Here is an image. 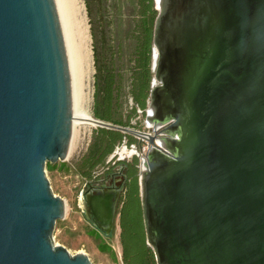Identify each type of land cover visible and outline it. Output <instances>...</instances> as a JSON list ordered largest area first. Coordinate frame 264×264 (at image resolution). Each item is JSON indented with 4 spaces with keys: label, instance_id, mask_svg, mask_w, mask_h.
I'll use <instances>...</instances> for the list:
<instances>
[{
    "label": "water",
    "instance_id": "obj_1",
    "mask_svg": "<svg viewBox=\"0 0 264 264\" xmlns=\"http://www.w3.org/2000/svg\"><path fill=\"white\" fill-rule=\"evenodd\" d=\"M154 3L152 133L93 118L137 139L146 245L156 264H264V0ZM72 120L56 0H0V264H92L52 238L65 202L45 167ZM117 197L82 201L105 234Z\"/></svg>",
    "mask_w": 264,
    "mask_h": 264
},
{
    "label": "rangeland",
    "instance_id": "obj_2",
    "mask_svg": "<svg viewBox=\"0 0 264 264\" xmlns=\"http://www.w3.org/2000/svg\"><path fill=\"white\" fill-rule=\"evenodd\" d=\"M79 2L85 20L89 50L87 110L93 116L96 71L93 51H97L102 65L112 67L114 71L122 75L121 100L122 114L125 117L133 106L128 89L130 70L133 65L131 53L135 44L132 30L139 17L135 0H79ZM130 123L134 125L131 127L133 129L152 133L151 129L144 126V117L139 113L131 115ZM97 127L79 125L73 129L65 160L48 163L45 167V174L52 192L65 202L64 216L56 221L52 238L55 245L63 246L71 255L85 254L92 264H124L117 220L112 233L101 234L86 217L82 203L83 189L86 188L87 180L82 175L80 160L91 141L93 129ZM132 147H127L126 141H123L110 154L107 162L110 159H131ZM136 152L140 155L139 150ZM105 169L106 167L104 169L98 167L92 174L96 176Z\"/></svg>",
    "mask_w": 264,
    "mask_h": 264
},
{
    "label": "trees",
    "instance_id": "obj_3",
    "mask_svg": "<svg viewBox=\"0 0 264 264\" xmlns=\"http://www.w3.org/2000/svg\"><path fill=\"white\" fill-rule=\"evenodd\" d=\"M138 8V19L132 30L135 44L131 56V75L128 92L132 97L133 106L128 115L122 114L123 79L119 72L112 67L102 65L99 61V53L94 54V101L93 117L113 125L134 127L131 125V115L139 113L145 115L148 103V95L151 87L153 72L152 63V30L157 14L154 0H135ZM139 111V112H138ZM126 141L132 144L133 136L118 130L97 127L92 131L91 141L86 152L81 157L80 169L83 177H91L98 167H107V158L114 149ZM139 159L135 157L132 164L128 165L126 172L127 200L120 209V225L122 231L126 229V213H131L133 235L131 246H127L126 238L122 235V259L124 264H130L129 256L134 258L135 264H156L152 250L146 245L144 228L138 196L137 164ZM135 233V234H134Z\"/></svg>",
    "mask_w": 264,
    "mask_h": 264
},
{
    "label": "bare ground",
    "instance_id": "obj_4",
    "mask_svg": "<svg viewBox=\"0 0 264 264\" xmlns=\"http://www.w3.org/2000/svg\"><path fill=\"white\" fill-rule=\"evenodd\" d=\"M56 3L62 22L72 80V132L79 125L97 126L94 117L87 110L88 38L79 0H56ZM155 84L154 82L152 85ZM167 133L174 135L175 132L168 129Z\"/></svg>",
    "mask_w": 264,
    "mask_h": 264
},
{
    "label": "flooded vegetation",
    "instance_id": "obj_5",
    "mask_svg": "<svg viewBox=\"0 0 264 264\" xmlns=\"http://www.w3.org/2000/svg\"><path fill=\"white\" fill-rule=\"evenodd\" d=\"M135 139V138H134ZM126 146L127 147H132L133 150H131L130 152L133 154L131 159L129 160H114V159H110L107 163V167L106 169L101 172L98 175H92L91 177H84L87 180V185L86 188L83 189V198L86 199L87 196H92L97 194V191L100 192H104L107 190H113V191H118V197L114 206V220H113V225H112V229L110 231V233L113 232L115 225H116V220L118 223V229H119V241H120V245H121V250H123V243H122V235L125 236L126 238V245L129 247L131 246V242L132 241V236L133 235V230H132V222H131V213L128 211V213H126V229L122 231L121 225H120V209L123 205V203H125V199L127 200L126 194L128 192V188H127V177H126V172L128 169V165L132 164L133 159L135 157H137L139 159V155L137 154L136 150H139L138 144H137V140L135 139V141L132 144H127L126 142ZM138 167V164H137ZM137 184H138V173H137ZM138 196H139V191H138ZM140 202V199H139ZM89 213H90V218L89 219L93 226L95 227V229H97V231H99V233L101 234H105L104 231H102L101 229H98V227L96 226V224L93 222V218L95 217V215L92 213V209L90 208L89 205H87ZM140 209H141V205H140ZM85 213V211H84ZM142 215V212H141ZM101 216V217H99ZM97 216V218L99 219L101 225L105 224V221L102 220V215ZM106 220V218H103ZM143 223V222H142ZM105 226V225H102ZM144 228V227H143ZM109 233V234H110ZM108 234V235H109ZM135 234V233H134ZM144 237H145V233H144ZM130 248V247H129ZM128 261L130 264H135L134 262V258L130 257L128 258Z\"/></svg>",
    "mask_w": 264,
    "mask_h": 264
},
{
    "label": "built area",
    "instance_id": "obj_6",
    "mask_svg": "<svg viewBox=\"0 0 264 264\" xmlns=\"http://www.w3.org/2000/svg\"><path fill=\"white\" fill-rule=\"evenodd\" d=\"M141 154H142V153L140 152V155H139V156H141Z\"/></svg>",
    "mask_w": 264,
    "mask_h": 264
}]
</instances>
